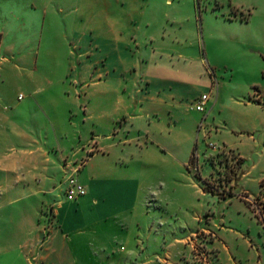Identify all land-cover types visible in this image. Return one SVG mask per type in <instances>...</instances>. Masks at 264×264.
<instances>
[{
    "label": "rangeland",
    "instance_id": "obj_1",
    "mask_svg": "<svg viewBox=\"0 0 264 264\" xmlns=\"http://www.w3.org/2000/svg\"><path fill=\"white\" fill-rule=\"evenodd\" d=\"M82 52L95 74L111 71L101 80L113 116L147 85L136 62L156 65L178 107L169 121L185 136L114 117L110 165L128 186L101 221L70 231L71 253L49 233L46 255L29 254L31 264H264L262 228L235 193L245 171L243 189L264 194V0H0V111L36 88L53 93ZM203 94L205 112L194 108ZM0 139L4 150L3 129ZM71 173H56L67 200ZM261 204L252 209L264 223ZM45 211L46 228L54 217Z\"/></svg>",
    "mask_w": 264,
    "mask_h": 264
},
{
    "label": "crops",
    "instance_id": "obj_2",
    "mask_svg": "<svg viewBox=\"0 0 264 264\" xmlns=\"http://www.w3.org/2000/svg\"><path fill=\"white\" fill-rule=\"evenodd\" d=\"M86 58L87 52L78 54L80 65H73L71 71L60 75L53 93L36 88L22 98L20 94L19 101L5 113L0 111V132L3 129L9 142L4 150L0 145V264H21L16 261L18 257L23 258L25 264H31L29 254L39 261L48 251L49 236L55 233L62 236V247L71 253L72 247L66 242L70 231L86 230L84 225L93 227L109 212V199L117 194L116 190L128 186L126 178L114 176L110 165V150L117 146L110 142L115 134L112 131L114 117L123 118L126 126V123L145 119L172 138L185 136L175 122L169 121L178 107L168 90L170 79L159 76L156 65L143 58L136 62L147 85L142 86L140 80L141 87L129 90L128 102L118 104L116 112L120 113L115 112L113 116L105 100L108 88L104 85L105 74L111 71L95 74V63H89ZM25 97L27 100L21 101ZM69 151H72L71 156ZM62 170L70 173L76 170L77 179L86 188L83 196L67 200L56 195L61 186L56 173ZM245 175L242 171L235 193L244 202L243 211L254 216L262 228L259 235L262 237L264 223L255 215L252 203L255 198L262 200L264 209V194L253 196L243 189L241 183ZM260 181L262 184L264 178ZM47 207L54 221L45 228L41 213H45ZM88 211L93 216L82 217V213ZM244 238L253 247V239ZM262 244L264 246V241ZM263 248H257V262L262 261Z\"/></svg>",
    "mask_w": 264,
    "mask_h": 264
},
{
    "label": "built area",
    "instance_id": "obj_3",
    "mask_svg": "<svg viewBox=\"0 0 264 264\" xmlns=\"http://www.w3.org/2000/svg\"><path fill=\"white\" fill-rule=\"evenodd\" d=\"M21 96L22 95H20V97ZM209 98V95L203 94L200 98H198L196 104L194 105V108L198 111L205 112ZM75 171L71 173L66 179L65 195L68 199L71 200L77 199L86 193V188L77 179Z\"/></svg>",
    "mask_w": 264,
    "mask_h": 264
},
{
    "label": "trees",
    "instance_id": "obj_4",
    "mask_svg": "<svg viewBox=\"0 0 264 264\" xmlns=\"http://www.w3.org/2000/svg\"><path fill=\"white\" fill-rule=\"evenodd\" d=\"M255 101H258V102H260L259 100H255ZM240 159H241V162H242V161H243V158H241V157H240Z\"/></svg>",
    "mask_w": 264,
    "mask_h": 264
}]
</instances>
